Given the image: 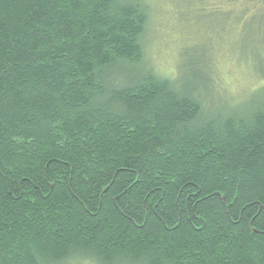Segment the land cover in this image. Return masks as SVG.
Wrapping results in <instances>:
<instances>
[{
	"label": "trees",
	"instance_id": "trees-1",
	"mask_svg": "<svg viewBox=\"0 0 264 264\" xmlns=\"http://www.w3.org/2000/svg\"><path fill=\"white\" fill-rule=\"evenodd\" d=\"M148 8L0 0V264H264V82L206 112L145 69Z\"/></svg>",
	"mask_w": 264,
	"mask_h": 264
},
{
	"label": "rangeland",
	"instance_id": "rangeland-1",
	"mask_svg": "<svg viewBox=\"0 0 264 264\" xmlns=\"http://www.w3.org/2000/svg\"><path fill=\"white\" fill-rule=\"evenodd\" d=\"M144 1L149 7L142 40L145 69L196 87L206 112L246 111L248 93L264 82L253 73L264 66V8L239 24L234 11L242 10L245 0ZM209 75L208 89L200 77ZM93 263L86 258L76 264Z\"/></svg>",
	"mask_w": 264,
	"mask_h": 264
}]
</instances>
